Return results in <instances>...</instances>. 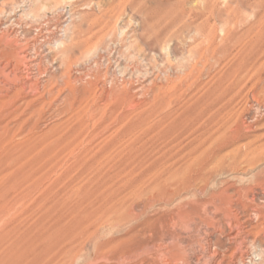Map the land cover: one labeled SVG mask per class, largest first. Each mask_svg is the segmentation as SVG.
Wrapping results in <instances>:
<instances>
[{"label":"rangeland","instance_id":"1","mask_svg":"<svg viewBox=\"0 0 264 264\" xmlns=\"http://www.w3.org/2000/svg\"><path fill=\"white\" fill-rule=\"evenodd\" d=\"M18 263L264 264V0H0Z\"/></svg>","mask_w":264,"mask_h":264},{"label":"bare ground","instance_id":"2","mask_svg":"<svg viewBox=\"0 0 264 264\" xmlns=\"http://www.w3.org/2000/svg\"><path fill=\"white\" fill-rule=\"evenodd\" d=\"M24 7V6H23ZM16 11V10H15ZM60 30V29H59ZM46 33V32H45ZM18 46V45H17ZM147 46V45H146ZM145 46V47H146ZM262 49V48H261ZM19 51V50H18ZM26 55H28V53H26ZM25 55V56H26ZM24 57V56H23ZM33 58V57H32ZM35 59V58H34ZM40 63V62H39ZM16 66V65H15ZM31 66V65H30ZM21 67H23L22 65H21ZM29 67V66H28ZM32 68V67H31ZM28 69V68H27ZM42 70V69H41ZM39 71V70H38ZM27 75H28V73H27ZM134 75V74H133ZM40 76V75H39ZM152 76V75H151ZM2 77V76H1ZM19 77V76H18ZM35 77V76H34ZM7 79V78H6ZM11 80V79H10ZM5 84V83H4ZM89 88V87H88ZM11 91V90H10ZM127 95V94H126ZM15 100V99H14ZM115 105V104H114ZM111 110V109H110ZM92 111V110H91ZM158 114V113H157ZM95 115V114H94ZM110 116V115H109ZM144 118V117H143ZM110 121V120H109ZM197 122V121H196ZM115 123V122H114ZM118 123V122H117ZM82 124V123H81ZM108 127V126H107ZM76 128V127H75ZM171 129V128H170ZM175 130H177V129H175ZM171 131V130H170ZM173 131V130H172ZM168 132V131H167ZM155 140V139H154ZM206 152V151H205ZM209 152V151H208ZM11 154V153H10ZM26 155V154H25ZM218 156V155H217ZM137 158V157H136ZM135 158V159H136ZM215 159V158H214ZM218 162V161H217ZM160 164V163H159ZM122 165V164H121ZM195 171V170H194ZM206 174V173H205ZM193 177V176H192ZM201 183V182H200ZM189 184H190V182H189ZM185 186V185H184ZM191 187V186H190ZM127 189V188H126ZM181 190V189H180ZM174 192V191H173ZM169 195V194H168ZM212 201V200H211ZM224 205H227V204H225L224 203ZM223 205V206H224ZM186 206V205H185ZM246 206V205H245ZM181 208V207H180ZM210 208V207H209ZM227 210H228V208H227ZM229 212V211H228ZM251 214V213H250ZM248 216V215H247ZM251 222V221H250ZM259 226V225H258ZM201 228H202V226H201ZM210 231V230H209ZM229 231V230H228ZM254 231V230H253ZM175 232V231H174ZM192 237V236H191ZM238 237V236H237ZM236 237V238H237ZM235 238V237H234ZM176 240V239H175ZM169 243V242H168ZM179 244V243H178ZM173 245V244H172ZM197 246V245H196ZM209 247V246H208ZM198 251V250H197ZM225 251H226V249H225ZM232 251V250H231ZM196 253V252H195ZM234 253V252H233ZM162 254V253H161ZM186 256V255H185ZM211 258V257H210ZM171 260V259H170ZM187 260V259H186ZM26 261V260H25ZM199 261V260H198ZM187 262V261H186ZM170 263H171V261H170ZM19 264V263H18ZM173 264H175V263H173Z\"/></svg>","mask_w":264,"mask_h":264}]
</instances>
